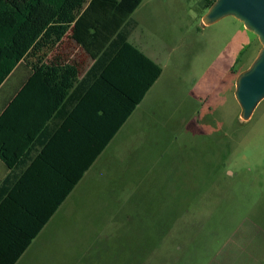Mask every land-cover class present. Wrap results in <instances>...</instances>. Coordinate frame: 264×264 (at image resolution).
<instances>
[{
	"label": "rangeland",
	"instance_id": "obj_1",
	"mask_svg": "<svg viewBox=\"0 0 264 264\" xmlns=\"http://www.w3.org/2000/svg\"><path fill=\"white\" fill-rule=\"evenodd\" d=\"M208 10L145 0L132 16L163 76L20 264H207L235 228L264 231V101L244 121L235 98L262 46L234 17L203 27Z\"/></svg>",
	"mask_w": 264,
	"mask_h": 264
},
{
	"label": "crops",
	"instance_id": "obj_2",
	"mask_svg": "<svg viewBox=\"0 0 264 264\" xmlns=\"http://www.w3.org/2000/svg\"><path fill=\"white\" fill-rule=\"evenodd\" d=\"M90 2L86 0L59 39L54 36L52 47L29 52L0 85V140L16 151L21 149L11 167L0 159L2 222L7 225L16 211L25 213L34 206L40 213L35 200L60 197L80 177L16 264L77 191L107 166L110 151L119 145L163 76L159 61L143 45L131 41L139 26L132 19L137 28L129 42L160 66L162 73L125 119L148 87L152 68L119 39H111L95 56L74 39L72 29ZM84 21L78 30L81 34L89 20ZM232 235L234 246L214 254L207 264H264L262 228L237 227Z\"/></svg>",
	"mask_w": 264,
	"mask_h": 264
},
{
	"label": "trees",
	"instance_id": "obj_3",
	"mask_svg": "<svg viewBox=\"0 0 264 264\" xmlns=\"http://www.w3.org/2000/svg\"><path fill=\"white\" fill-rule=\"evenodd\" d=\"M143 1L91 0L72 29L74 39L93 56L114 38L121 40L124 47L146 60L151 66L148 87L142 91L140 100L134 102L132 110L128 111L125 119L139 101H142L146 91L162 73L160 66L149 60L129 42L131 34L137 28L132 15ZM203 1L206 9H209L216 0ZM85 3L86 0H0V85L29 52H36L42 47H52L54 36L59 39L64 34L66 25L75 22ZM86 19L89 20L87 29L81 34L78 30ZM20 150L16 151L0 140V159L8 167L16 161ZM79 179L80 177L77 180ZM77 180L72 182L68 192L54 200L46 198L35 200L39 201V207L42 208L38 209L40 213L36 211L37 206L25 213L16 211L10 217L12 223L9 219L7 225L2 222L4 216L0 213V264L17 263L68 197V193L77 185ZM2 190L4 191V187ZM31 203L33 204L34 201L31 200Z\"/></svg>",
	"mask_w": 264,
	"mask_h": 264
},
{
	"label": "water",
	"instance_id": "obj_4",
	"mask_svg": "<svg viewBox=\"0 0 264 264\" xmlns=\"http://www.w3.org/2000/svg\"><path fill=\"white\" fill-rule=\"evenodd\" d=\"M234 17L245 29L258 37L261 50L252 65L236 80L235 98L241 108V119L251 120L264 101V0H216L202 20V26H211Z\"/></svg>",
	"mask_w": 264,
	"mask_h": 264
}]
</instances>
